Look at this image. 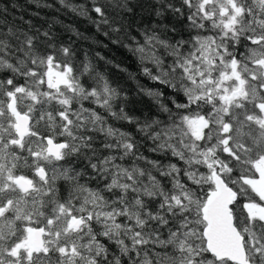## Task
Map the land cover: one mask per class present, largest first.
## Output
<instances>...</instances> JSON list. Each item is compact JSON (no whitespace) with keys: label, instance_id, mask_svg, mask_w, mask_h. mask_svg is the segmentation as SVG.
I'll return each instance as SVG.
<instances>
[{"label":"snow or ice","instance_id":"1","mask_svg":"<svg viewBox=\"0 0 264 264\" xmlns=\"http://www.w3.org/2000/svg\"><path fill=\"white\" fill-rule=\"evenodd\" d=\"M32 2L155 87L0 7V264H264V0Z\"/></svg>","mask_w":264,"mask_h":264},{"label":"trees","instance_id":"2","mask_svg":"<svg viewBox=\"0 0 264 264\" xmlns=\"http://www.w3.org/2000/svg\"><path fill=\"white\" fill-rule=\"evenodd\" d=\"M74 3H79L81 0H73ZM15 4L16 7H12ZM7 5L9 8V18H13L19 15H23L26 19L31 17V14L39 11L42 18H57L63 22V24H70L76 30L83 32L89 36L88 41L76 40V37L70 33H66L62 30L60 25L56 26L57 32L60 34L61 39H68L69 36L76 42L78 48L92 49L98 51L102 56L108 60L113 61L115 64H120L123 68L127 69V73H133L137 75V79L140 83L148 86L155 87L147 78L139 75L138 65L135 59L129 54L126 49L111 44L107 38L100 35L96 30L82 17L74 15L71 11H66L59 5L56 9L51 8H37L32 0H0V7ZM42 23L43 20L36 21ZM99 41L100 43H95ZM107 44L108 47H103ZM102 71H106L109 76L114 77L117 81L125 86L130 96L129 109L135 115L152 114L155 111L153 101L144 95H134L136 92V84L134 81L128 79L126 72L118 71L111 65H105L103 61L99 62ZM166 91V90H165ZM121 126V125H118ZM126 127V126H122Z\"/></svg>","mask_w":264,"mask_h":264}]
</instances>
